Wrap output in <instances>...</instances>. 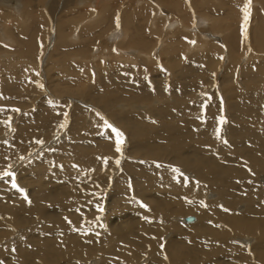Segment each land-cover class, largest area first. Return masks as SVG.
Wrapping results in <instances>:
<instances>
[{"label": "rangeland", "instance_id": "rangeland-1", "mask_svg": "<svg viewBox=\"0 0 264 264\" xmlns=\"http://www.w3.org/2000/svg\"><path fill=\"white\" fill-rule=\"evenodd\" d=\"M5 1L10 4V0ZM93 1L94 0H92V2ZM218 1L219 0H204L202 3L203 8L199 9L191 3V0H188V4L184 7L185 13H180L186 14L187 18L184 19L185 23L180 25H171L170 22L175 16H177L175 11L172 8L163 7V4H159L162 8H160L159 11V23L158 25L157 23L155 24V30L157 31L154 30V27L153 32H143V36L149 38L151 44L154 42L155 45L156 42V45L153 46L155 48L154 52L150 51L152 47H150L151 49L149 50H145L147 57L144 56L143 52L135 54V49L129 47L130 44L128 40L131 35H133V31L130 28L126 29V33L129 35L124 41L119 40L116 45L113 44L114 42L108 43L109 40L107 38H116L117 36H115L114 33H121L120 29H122L121 27L123 26L120 25V27L118 24L117 27H119V29H115L109 36H107L114 25L116 26L117 22L111 27V29H109V27L105 28L97 20L90 25H87L84 21H80L77 24V28H74L75 24L80 19L88 18V22L92 21V13L94 10L90 7H88L87 10H83V5L79 4L82 5L79 6L78 3L75 4L81 7L80 9L83 10L82 12L77 13L78 11L75 9L78 8V6L74 7V3L73 10H71V8L70 10L69 8L64 10V8L62 9L61 7L64 4V0H54L53 2L55 3L52 2L55 7L52 6L53 11L50 17L52 19L53 15H56L60 20L72 17L73 15L74 22L73 27H71L73 28V33H70L71 28H68L64 34L65 40L75 34L76 36L73 38V42H69V44L56 43L55 47L50 51L51 48H49V46L51 42H49V40L51 41L52 26L44 27L42 24L41 26L38 25L35 42L38 48L37 52L34 54L31 53V56H26L27 59L21 62L16 46H12L11 43H5V40L0 38V56H2L0 57V84L13 81L18 84L15 94L10 99H7V106L9 107L7 114L11 117V127L7 126L8 128L6 130L0 132V138L2 137L6 139L8 136L9 138L6 140L12 138L22 119L26 114L33 113L34 110L41 112L40 109L49 110L50 108H54L58 114L57 124L52 128L46 129L42 136L39 137L40 141H43V143L33 144V148L30 152L14 160L12 163L7 162L4 169L0 171L3 172L8 170L14 172L15 181L19 184L20 188L23 189L25 187L23 189L24 192L17 191L15 194H10L6 190L4 191V189L13 188L11 186L12 178L7 177L8 184L5 185V182L0 181V187L3 189L2 193L5 194L7 198H9L8 195L11 197L20 195V199H22L21 201L28 204L30 203L28 193L31 192V194L34 195V193H32L33 189L40 191L42 189L47 190L48 188H57L58 191L54 190V192H62V198H65L66 191L64 190V182L66 178H63L60 175V172H62L64 176L73 173L67 190L72 192L73 190L77 191L79 196L76 200L79 207L78 205H74V207L79 208L83 213H70L69 211H64L63 207H60V215L56 218L54 216L48 218V224H50L49 227H46V225L43 224V219L37 218L36 216L31 219L30 224L18 227L17 230L15 228L16 231L13 234L2 239L0 241V250L12 248L18 243V241L24 242V238L27 236L30 237L31 241L29 240V242L33 243L35 242L34 240L37 241L39 239L40 241L47 237L43 233L48 235L50 233H60L64 235L68 224H73V234L75 237H78L77 241L89 245L91 250H98L99 248L96 249L94 247V242L97 241V238L93 231L99 228V226H96L95 229L93 228L94 230H88V225H86L88 224L87 217H85L91 212L89 211V202L92 198L94 202H97L96 204H91L92 212L96 209V213L98 214L96 221L93 222L98 225L102 223V221H100L101 218L106 226L108 222L112 220L116 223V219L122 215L124 217L122 216L120 218H122L123 221L126 220L128 224L134 220L138 221L137 224H139L141 220L145 222V219L150 216L147 211L152 215L154 212L155 217L165 222L162 228L163 236L161 239H149L151 242H156V245L154 247L144 245L152 256L156 258L160 255L161 258L155 261L147 256L145 258L139 257V261L137 260L138 264H177L176 262H173V260H184L181 256V258H179V256L176 257L169 253L166 251V248H170L172 245L180 246L179 250L181 253L182 245L185 247L184 250H186V247L190 245L189 238L195 235L194 230H198L201 227L204 214L206 215V222L213 223L214 220L207 203H214L223 211L230 210L241 217L246 216L248 206L245 201L241 200V196L246 192L243 185H245V183L252 184L254 187L251 192L255 194L261 193L262 190H264V179H260L261 177L264 178L263 172L255 171L250 165H248V170L237 174H233L224 169L217 171L213 167L212 162H209L202 168L201 163L199 164V162H197V166L194 170L186 171L180 166L174 165L171 161L172 157L168 153H160L156 158L146 156L140 161L138 156H132L130 154V152H137L136 144L131 138V131L128 123L126 124L124 120H122V118L130 119L132 121L137 120L138 124L142 123V125L147 126L146 136L151 139L145 149L147 152H153L162 146V141L157 138V136L162 135L164 129L172 128L180 120L184 118L191 119L193 115H197L199 118L195 119L194 124L199 129L203 130L206 128L208 120H215L219 117L218 114L220 113V110L222 111L223 105L219 104V98H216L214 87L219 94L234 89L238 84L241 88H245L246 86V89H244L241 94L246 97L250 92L247 80L252 74L257 75L254 83L257 86H262V82L264 81V69H261V66L264 67V47L260 46L259 41L255 38V30L257 28L264 29L263 1L251 0L249 6L245 0H230L227 6L221 8L217 7ZM14 2L15 1L13 0V3ZM38 2V8H40L41 5H44V8L42 9H45L47 7L46 3H48L49 0H38ZM131 2L133 3V0H131ZM60 3H62V5H60ZM127 3H129V1ZM21 4L23 5V8L19 7L20 10L25 8L22 1ZM136 4L138 5V3ZM68 5L72 7V1H69ZM56 7H58V9ZM141 7L142 6H135L136 9H141ZM216 7L218 9H216ZM3 8L4 7L0 5V9ZM57 10L62 11L59 13L60 11L57 12ZM143 11L139 10L138 13H142ZM70 13L73 14L71 15ZM190 14L192 16L189 18L188 15ZM246 15L248 16L247 20H245ZM116 17L118 19V16ZM200 17L207 20L208 23L206 24L204 22V24H202L199 19ZM10 18L11 17H7L5 19ZM165 18H168L169 20L163 24V19ZM5 19H0V28ZM27 21L28 20H26L25 23ZM142 25L144 24L138 23L136 26L141 27ZM161 25H163L162 28ZM18 27H20V25H18ZM22 28L27 30L33 28V25L28 21L22 26ZM144 30L146 31L145 28ZM164 30H166L169 35L163 38L165 40L164 44L167 46H163V49H161L162 47L159 48L157 42L165 34ZM10 32H12L9 33L10 36H12L11 39H13L17 45V40L14 36H17L16 34L19 32V29L15 32L13 29ZM175 32H181L188 36H202L205 42L204 49L188 50V48H190V46H186L188 40L184 44L179 43L180 38L184 36ZM222 33L224 35L223 42L219 38H205L204 36L205 34H211L213 37H221ZM238 33L241 34V37L238 36ZM137 36L140 37L139 34H137ZM143 36L141 37L143 38ZM174 47H177L178 51L173 53L172 51ZM181 48H183V50ZM48 51L51 53L49 54V59L46 60L45 58L48 57ZM117 51L122 55L117 56ZM60 55L67 57L66 64L60 62L62 59H60ZM123 57L125 58V61L122 60ZM182 57L184 60H181ZM170 59H175L177 63L180 62L181 64L187 62L192 63L191 65H183L191 68L187 70L185 74H182V67L180 68L179 65L178 67L177 65L175 66ZM208 60H212L213 65H208ZM202 64H205L203 69H201ZM28 69L33 72H27ZM70 69L72 70L69 71ZM130 70H134V72H129ZM125 72H129V75L127 76V73L125 74ZM237 73H241L242 77L238 75L235 76ZM139 78L142 88L137 84ZM125 87L130 88L134 93H142L144 99L141 101V98L134 99L129 96L127 97L126 95H130L131 92L129 91V93L128 91L123 90ZM105 89L113 96L114 102H112L109 107H105L106 109L101 103H99V96L105 92ZM255 91L259 92V87H256ZM207 92L211 93L214 102H212L210 98L206 100L205 94ZM18 94L21 96V99L17 97ZM87 95L90 97L88 98ZM115 100L117 101L115 102ZM205 100L207 101L206 104L204 102ZM216 101L219 105L215 110ZM126 106L137 108L142 107V110L129 109L128 111H125ZM163 108L166 110H172L173 115L171 117H163L160 115L159 111ZM12 109H19V111H12ZM76 109H84L89 113L84 115L85 120L80 125L79 136L76 139H74V134L77 132L78 127L73 123L72 150L71 144L66 145V143L70 140L72 135L69 133L71 123L74 121V116L72 118L71 111L73 110L74 115ZM262 111H264L263 107ZM253 112L255 114L261 113L256 108H253ZM175 114L182 115L183 117L181 119H176L174 116ZM93 117L96 118V120L90 121L89 118ZM7 118L8 117H6V119ZM105 121L123 133L124 142L121 145V151L119 152L117 151L116 135L112 132L111 128L107 127ZM241 126L243 125L241 124ZM90 128H96V130L102 128L105 130V133H95L93 131L90 135L88 134V129ZM221 131L223 132L222 143L228 144H225L226 146L223 149L224 158L226 160H232L234 166L240 165L243 161V157H241V155L234 149L233 145L240 143L239 138L244 137V132H247L248 130H238L233 134H225L224 129H221ZM83 142H86V144L88 143L87 146L89 152L86 149H78L76 155L78 161L75 160L78 163H75V165V161L66 159L64 155H74L75 147ZM91 142L92 144H105V146H108L109 148L108 157L110 159L107 163H104L102 170H99L95 166L100 160L93 155V150L91 151V147L89 146ZM59 146L61 147V155L56 151ZM65 148L67 151H65ZM80 158H83L85 163H82ZM201 159L203 160V156H201L200 160ZM117 161H119L118 164ZM138 162V165L130 166L131 164H137ZM116 164L119 168L118 174H120V177L124 173V165L127 164V170H130V167H134L136 173L139 175V179L141 175V188L136 187L135 185L128 186L129 188L131 187L132 198L129 201L133 204L132 208H129L128 205L124 207L125 210L113 212V214L110 213L107 208L100 212V208L104 209V207H108L109 202L113 203V200L115 199L117 201L121 200L120 202L118 201L115 203H119V205L124 204V202H129L126 201L124 197L114 198L112 196V189L114 187L112 185L115 184L118 175L110 176V174L116 167ZM27 167H30V169H26ZM170 171L177 174L179 178L177 179L176 176L172 175V179H167L166 176ZM157 179L158 183H155ZM93 181L97 183L95 184L97 188H95V186L93 187ZM85 182L87 184H85ZM184 184H186L188 190H191L190 193L182 192L180 189L175 188L177 185ZM209 184H220L232 188L233 195L229 199L230 206L226 204L225 198L219 199L217 196L222 193V189L215 187L212 193L204 191L205 186ZM99 186L104 187L100 188ZM197 188L202 190L203 194L200 197H194L197 193ZM24 195L27 196V199H25ZM39 195L41 196V194ZM71 198H73V196H71ZM136 199L140 200V202H137ZM6 201L7 200L5 199H0V203ZM83 201L84 204H82ZM191 201L197 203L193 209H191ZM165 202H169L170 204L168 205ZM142 205H146L147 207L141 208ZM46 207L50 210V207ZM183 207H187V210ZM69 208H71L70 205ZM111 208L112 210H116L118 206L112 205ZM253 208L257 211L264 212V203L258 201L253 205ZM144 209L147 210L144 211ZM169 209H173L174 212L167 211ZM160 210L164 211L161 212ZM130 215L132 218L129 217ZM190 215H198L201 218L200 223L198 225H194L196 223L182 224L180 219ZM109 216L113 217L109 218ZM193 217L195 218V216ZM171 221H173V224ZM102 227L104 228L103 224L101 225V228ZM134 230L135 234H137L140 233L139 230L141 229ZM123 232L126 233L124 230ZM141 233L144 234L142 231ZM165 234L167 237L164 236ZM233 234L234 233L226 234L222 238V244H215L202 252L190 253L189 255L193 258L206 255V258H202L200 262L193 259L192 264H219V262L223 263L229 262V260H238V252L235 251L236 248L232 241ZM41 236H43V238ZM89 238H91V241H89ZM250 239H252L255 244L250 247L241 248L240 250L244 252L253 264H263V262H258L256 257L257 236L250 233L245 240ZM200 246L201 245L198 247ZM164 251H166L171 257H169ZM103 253L107 254V251L104 250ZM93 254L97 257L94 260L92 258ZM1 255H5L4 258H7L10 254L7 255L6 253H1ZM3 256L0 259H3ZM214 256H217L219 259L215 261ZM12 257L14 256H10V259L7 260L13 263ZM100 257L101 254L93 252L89 258H82L80 263L77 264H106L107 262L104 259L100 260ZM107 260L110 262H108L109 264H120L112 257H108ZM113 261L116 262L113 263Z\"/></svg>", "mask_w": 264, "mask_h": 264}, {"label": "bare ground", "instance_id": "bare-ground-1", "mask_svg": "<svg viewBox=\"0 0 264 264\" xmlns=\"http://www.w3.org/2000/svg\"><path fill=\"white\" fill-rule=\"evenodd\" d=\"M14 1L15 2L13 3V0H10V4H9L5 0H0V5L4 7L3 9H0V19L11 17L10 19H5L3 23L1 24L0 38L4 39L5 43H11L12 46L14 47L16 46L17 51H18V56L21 58L20 59L21 62L27 59L26 56H31L32 54L37 52L38 48L35 42H36V33H37L38 25L41 26L42 24V26L44 27L52 26V32H51V38H50L51 41L49 40V42H51L49 46V48H51L50 51H52V48L55 47L56 43H66V44L68 43L69 44V42H73V38H75L76 36L75 34H73L69 38H66V40L64 37V34L67 31V29L73 27V22H74L73 15H72L73 13L72 14L70 13L72 17H68L65 19L59 20V17L57 18L56 15L55 16L53 15L51 19L50 15L52 14V11H53L52 6H54L53 5V3H55L53 2L54 0L53 1L49 0V2L46 3L47 7L45 9H42L44 8L43 7L44 5H41L40 8H38L39 6L38 0H14ZM21 1L24 3L25 8L20 10L19 7L23 8ZM69 1H72V7L68 5ZM128 1L129 3H127ZM262 1H263L262 3L264 4V0ZM203 2L204 0H191V3H193L199 9L203 8L202 6ZM229 2L230 0H219L217 7H220V8L225 7L229 4ZM32 3H36V4H32ZM73 3L75 5L74 7L78 6L79 4H82L83 6L82 5H79V6H82L83 10H87L88 7L94 10L92 13V18H93L92 21L88 22V18L80 19L75 24L74 28H77V24L80 21H84L87 25H90L92 24V22L95 23L97 20L98 22L102 24V26H104L105 28L109 27V29H111V27L117 22L116 26L114 25L111 31L109 30L110 32L107 34V36H109L110 33L114 31L115 29H119V27H117L118 24L119 26L122 25L124 28L120 26L122 28L120 29L121 33L119 34L114 33V35L117 37L116 38L109 37L107 38L109 42L108 41L107 42L108 43L114 42L113 44L116 45L119 40L124 41L125 38L129 35V34L127 35L126 29L130 28L133 31V35H131L130 38L128 37L129 38L128 41L130 44L129 47H133L135 49V52L133 49V52L135 54L143 52L144 56H146L145 50L151 49L150 47H152V49L150 50L151 52L155 51V48L153 46L156 45V42H155V45H154V42L153 44H151V40L143 36V32H151V31L153 32V28L155 27V24L157 23L158 25L159 17H160L159 11H160V8H162L159 6V4H163V7H169L175 11V14L177 16H175L173 20L171 19L172 21L170 22V24L180 25V24L185 23L184 19L187 18L186 14H180V13H185L184 7L188 4V0H133V3L131 2V0H94L93 2L92 0H74V1L64 0V4L61 7L62 9L64 8V10H66V8H69V10L71 8V10H73ZM75 3H78V5ZM136 3H138V5ZM60 5H62V3H60ZM79 6L78 8L75 9L78 11L77 13L83 11L80 9L81 7ZM135 6H142V7L141 9H136ZM58 7L56 8L58 9ZM217 7L216 9H218ZM139 10H142L143 12L138 13ZM61 11L62 10H57V12L59 13H61ZM116 16H118V19ZM191 16H192L191 14L188 15L189 18ZM199 19L202 24H204V22L206 24L208 23L207 20H204L201 17ZM26 20L32 23L33 28H29L27 30L22 28V26L28 22L27 21L25 23ZM167 20L169 19L168 18L163 19V24L166 23ZM138 23H143L144 24L142 25L143 27L136 26ZM18 25H20V27H18ZM162 26L163 25H161V28ZM144 28L146 29V31L144 30ZM13 29H14V32L19 29V32L16 34L17 36H14L16 37L17 45L15 44L14 40L11 39L12 36H10L9 34V33H12L10 31H12ZM155 29L156 27L154 28V30ZM164 31H165V34L157 42L159 48L162 47L161 49H163V46L165 47L167 46L164 44L165 40L163 38L169 35L167 34L166 30ZM70 33H73V28H71ZM175 33H180L181 35L184 36L180 38L179 43L184 44L188 40L187 45H186L187 47L190 46L188 50L204 49L205 42L202 36H199V35L188 36L181 32H175ZM137 34H139L140 37L137 36ZM141 36H143V38ZM204 36L205 38H219L222 40V42L224 39L223 33L221 34V37H218V36L213 37L211 34H205ZM238 36L241 37V34L238 33ZM255 38L259 41L260 46L264 47V29L263 28H257L255 30ZM233 44H234V41H233ZM181 49L183 50V48ZM119 51H117L118 52L116 54L117 56L122 55ZM176 51H178V49L177 47H174L172 52L174 53ZM50 53L48 51V57L45 58L46 60L49 59ZM162 53H163V50H162ZM59 57L60 59L62 58L60 62L61 63L64 62V64H66L67 57L64 55H60ZM123 58L122 60L125 61V58L124 59ZM181 60H184V58L182 57ZM170 61H172L175 64V66L177 65L178 67L179 65L180 68L182 67L181 68L182 74H185V72H187V70L191 68V67H186L183 65L192 64L188 62H187L188 64L187 63L181 64L180 62L177 63L175 59H170ZM207 64L213 65V61L208 60ZM204 65L205 64H202L201 69H203ZM261 69H264V67L261 66ZM71 70L72 69H70L69 71ZM27 72H33V71L28 69ZM129 72H134V70H130ZM129 72H125V74L127 73V76H128ZM237 75L242 77L241 73H237L235 76ZM256 77H257L256 74H252L248 77L247 84L250 87V92L248 93L246 97L241 95L242 91L246 89V86L245 88H241L238 84L237 86H235L234 89H230L226 93H219V94L214 87L216 98L217 97L219 98V104L224 106V107L222 106V111L220 110V113L218 114L219 117L215 120H208L206 128L203 130L199 129L194 124L195 119L199 118V116L197 115H193L191 119L184 118L180 120L172 128L164 129L162 131V135L157 136V138H159L162 141V146L153 152H147L145 149L148 143H150L149 141L151 139L150 137L146 136L147 126L142 125V123L138 124L137 120L132 121L130 119L122 118V120H124L126 124L128 123L129 129L131 131V138L136 144L137 152H133V153L130 152V154L132 156H138L139 160L142 161L146 156H149L151 158H156L159 156L160 153L162 154L168 153L172 157L171 158L172 163L174 165L180 166L186 171L194 170L197 166V162H199V164L201 163V168L206 166L209 162H212L213 167L217 171H221L222 169H224V170L230 171L233 174H237L242 171L248 170L249 169L248 165H250L252 169H254L255 171H261L264 173V111H262V107L264 109V81L262 82V86H257L254 83V80L256 79ZM137 84H139V87L142 88L140 78ZM256 87H259L260 89L259 92L255 91ZM16 88H18V84L15 81L10 82V83L3 82L0 84V108L5 109V111L0 112V121H4L6 120V117H9V115L7 114L9 111V107L7 106V99H10L15 94ZM79 89H82V88H79ZM123 90L131 92L130 95L128 94L126 95L127 97L129 96L130 98H134V99L141 98V101L144 99V95L142 93L141 94L138 92L134 93L132 92L130 88H127V87L123 88ZM205 96H206V100L210 98L212 102H214L213 98L211 97L210 92H207ZM17 97L21 99V96L19 94L17 95ZM89 97L90 96H88V98ZM99 97H100L99 103H101V105L104 108L109 107L111 103L113 102V96L110 95L109 91L108 90L106 91V89H105V92H103L101 96ZM206 100L204 101L205 104L207 102ZM116 101L117 100H115V102ZM217 101H216L215 110L217 106L219 105L217 104ZM253 108H256L261 113L255 114L253 112ZM129 109L142 110V107L137 108V107L126 106L125 111H128ZM83 110L76 109L74 112V115H73V110L71 111L72 118L74 116V121H72L71 123V126L69 128V133H71L72 135L70 137V140L66 143V145L71 144L72 150H73V123L75 124V126L78 127L77 132H75L74 134V139H76L79 136L80 125L85 120L84 115L89 113L88 111L86 110L83 111ZM40 111L41 112H38V110L36 111L34 110L33 113L26 114V116L22 119L20 125L18 126L15 135L12 138L8 140L6 139L9 138V136L6 137V139L2 137L0 138L1 139L0 140L1 141L0 142V171L4 169L5 164H7V162L12 163L14 160L30 152L33 148L32 145L36 144L37 141H40L39 137L42 136L45 130L48 128H52L57 124L58 114L56 113V110L54 108H50L49 110L40 109ZM159 113L163 117H171L173 115L172 110H166L165 108L161 109ZM174 116L176 119H181L183 117L182 115H178V114H175ZM91 117H92V113H91ZM93 118H89V120L90 121L96 120V118L94 119ZM221 118H223V120L225 121L224 123H221ZM241 124L243 126H241ZM7 128L8 127L5 124L0 123V132L6 130ZM98 128H99V125H98ZM221 129H224L225 134H233L238 130H244V129L248 130L247 132H244V137L239 138L240 143L233 145L234 149L241 155V157H243V161L238 166H234L232 164V160H226L224 158L223 149L228 144L225 143L226 144L225 145L224 143H222L223 132L221 131ZM93 131L95 133H99V132L105 133V130L102 128L98 130H96V128H90L88 129V134L91 135ZM87 145L88 143L86 144V142L79 144L77 147H75L74 155L65 154L64 155L65 158L68 160L78 161V157L76 156L77 150L82 148V149H86L89 152ZM89 146L91 147V151L93 150V155L100 160V162L98 163L96 161L97 164L95 166L99 170H102L104 167L105 160H107L108 162L110 159L108 157V149H109L108 146H105V144H101V143L92 144V142L91 144H89ZM60 150H61V147L59 146L56 151L61 155ZM56 151H55V154H56ZM65 151H67L66 148H65ZM201 156H203V160L202 159L200 160ZM80 160L82 163H85L83 158H80ZM75 163H78V162L75 161L74 164ZM138 164L139 162L137 164H131L130 166L138 165ZM126 168H127V164L124 165V173L120 177V174H118L119 168H118V165L116 164V167L111 172L110 176H114V175H118V176H117V179L115 180V184L112 185L114 186L113 189L112 187L111 189L113 193L112 196L114 198L124 197L126 201H129L132 197H131V190H130L131 187L129 188L128 186L135 185L136 187L141 188L140 186L141 175L139 179V175L136 173V170L134 167H130V170L129 169L127 170ZM26 169H30V167H27ZM60 175L63 178H66L64 182V188H65L64 190L66 191V196H65L66 199L62 198V192H54V190L58 191L57 188L56 189L48 188L47 190L42 189L40 191L33 189L32 193H34V195H32L31 192L28 193L29 194L28 198L30 199L29 200L30 203L27 204L26 202L21 201L22 199H20L21 197L20 195H16V196L14 195L15 197H11L8 195L9 198H7L6 195L2 193L3 189L0 187V199L7 200L6 202H4L5 204L2 202L0 203V224H1L0 225V241L6 238L7 236H10L11 234H13L17 230L18 227H21L26 224H30L31 219H33L36 216L37 218L43 219V224L46 225V227L47 226L49 227L50 224H48V221H49L48 218H50L51 216H54L56 218L58 215H60L59 214L61 212L60 207H63L64 211H67V212L69 211L70 213H75V212L82 213V210L74 207V205H78V202L76 199L78 198L79 195L77 194V191L73 190L72 192L70 190H67L68 186L70 185V180L73 176V173L69 174L68 176H64L62 172H60ZM172 175L176 176L177 179L179 178L177 174L170 171L166 176L167 179L169 178L172 179L173 178ZM260 179H264V178L261 177ZM7 180H8L7 177L0 179L1 182H5L4 183L5 185L9 183ZM155 183H158V179L156 180ZM85 184L87 183L85 182ZM95 184L97 183L93 181V187L95 186ZM103 187H100V188H103ZM215 187L222 189V193L217 195L218 198L219 199L225 198L226 204L230 206L229 199L233 195L232 188L225 187L224 185H220V184H209L205 186L204 191L208 193H212ZM253 187L254 186L252 184L245 183V185H243V188L244 190H246V192L241 196V200L245 201L248 206L247 214L245 217H241L240 215L230 210L223 211L218 206H216L214 203H207V205L210 207V212L214 220L213 223H207L206 215L204 214L203 221L201 222V227L198 230H194L195 235L189 238L190 245L186 247L187 248L186 250H184L185 247L182 245H181V253L179 250L180 246L172 245L170 248L169 247L166 248V251H168L169 253L173 254L176 257L179 256V258L182 257L184 259V260L176 259V260H173V262H176L177 264H192L193 259H195L197 262H200L202 258H206V255H203L202 257L193 258L189 254L193 252H202L212 247L215 244H222L221 243L222 238L226 234L234 233L232 237V241L236 248L235 251L238 252L239 259L229 260V262H223V263L219 262V264H251L252 262L250 261V259L240 249L250 247L251 245L255 244L252 239L245 240V238L250 233H253L257 236V240H256L257 260L258 262H263L264 264V212L257 211L256 209L253 208V205L257 203L258 201H261L264 203V190H262V192L259 194H255L251 192ZM95 188H97V186H95ZM175 188L180 189L182 192H189V193L191 192V190H188L186 188V184L177 185ZM5 190L9 192L10 194L12 193L15 194L18 191L16 188L4 189V191ZM39 194H41V196ZM202 194H203L202 190H200V188H197V193L195 194L194 197H200L202 196ZM71 196H73V198H71ZM90 200L91 201L89 202L90 203L89 211L91 212H89V214L85 216L87 217V223H88L86 225H88L87 226L88 230L89 229L94 230L96 226H99V228L93 231V233L95 234V237L97 238V241L94 242V247L96 249L99 248L98 250H95V249L91 250V247L89 245L77 241L78 237H75V235L73 234V229H72L73 224H70V225L66 224L68 227L66 228V231H65L66 233L64 235L60 233H55V234L50 233L48 235L42 232L47 237L43 238V236H41L43 239L40 241L39 239L37 241L34 240L36 243L35 242L30 243L29 242L30 237L25 236L26 238L23 237L25 239L24 242L18 241V243L14 247L10 249L7 248V249L0 250V258H2L3 256L1 255V253L3 254L6 253L7 255L10 254L8 255L7 258L6 257L4 258L5 256L4 255L3 259H0V264H62L64 262H65L64 264H77V263H80L82 258H86V259L89 258V256L93 252L101 254L100 260L104 259L107 262L106 264L110 263L107 260L108 257L114 258L120 264H138L139 257L145 258L147 256L155 261L161 258L160 255L156 258L152 256L149 250L144 246V245H150L151 247H154L156 245V242H151L149 239L156 238L160 240L161 237L163 236L162 228L165 222L155 217L154 212L152 215L149 211H147L150 214L149 216L150 218L147 217L148 219L146 218L145 222L141 220L140 218L141 222H139V224H137L138 221H135V220L131 221V223L129 222L130 224H128L126 220L123 221L122 218H120L123 216L122 215L116 219V223H114V220H112L108 222L106 226L101 218L100 221H102V223L98 225L93 222V221H96V217L98 216V214L96 213V209H94L93 210L94 212H92V205H91L94 203L96 204L97 202L96 201L94 202L93 198ZM118 201L115 199L113 200V203L109 202L108 204L109 208L106 206L104 207V210L105 208H107V210L113 214V212L125 210L124 207L128 205H129L128 206L129 208H132V205H133L132 202L130 201L127 203L124 202V204H121V205H119V203L115 204ZM136 201L140 202V200L138 199H136ZM165 203H167L168 205L170 204L169 202H165ZM82 204H84V201ZM69 205L71 208H69ZM112 205L118 206V208L116 210H112L111 208ZM196 205L197 203L195 201H191V209H193ZM46 206L50 207V210H48ZM183 208H186L187 210V207H183ZM145 210L147 209H144V211ZM160 211L163 212L164 210H160ZM167 211H170L172 213L174 212L173 209L172 210L169 209ZM193 216H195V218ZM112 217L113 216H109V218H112ZM129 217L132 218L131 215ZM187 217L193 218V222H190V223L185 222L184 220ZM187 217H183L180 219L182 224L196 223L194 225H198L201 221V218L198 215H190ZM171 222L173 224V221ZM117 223H120V224H117ZM102 224L104 228L103 227L101 228ZM139 228L141 229L139 230L140 233L142 231L144 234L142 233L135 234L134 229H139ZM123 230L126 233H124ZM164 236L167 237L166 234ZM89 241H91V238H89ZM199 245L201 246L198 247ZM104 250L107 251V254L103 253ZM166 251L164 252L166 253ZM12 255L14 256L12 257L13 263L7 260V259H10V256ZM95 256L96 255L93 254V257H92L93 260L97 258ZM168 256L171 257L170 255ZM218 259L219 258L217 256H214L215 261H217ZM116 261H113V263ZM111 262H112V259H111Z\"/></svg>", "mask_w": 264, "mask_h": 264}, {"label": "snow or ice", "instance_id": "snow-or-ice-1", "mask_svg": "<svg viewBox=\"0 0 264 264\" xmlns=\"http://www.w3.org/2000/svg\"><path fill=\"white\" fill-rule=\"evenodd\" d=\"M247 5L250 6L251 0H246ZM248 19V16H245V20ZM5 111V109L0 108V112ZM12 111H19V109H12ZM225 121L223 120V118H221V123H224ZM0 123L5 124L8 127H11V117H8L6 120L4 121H0ZM105 124L107 125V127L112 129V132L115 133L116 135V144H117V151H121V145L123 144V133H121L118 129H116L115 127H113L111 124H108L107 121H105ZM37 143H43V141H37ZM105 163H107V160H105ZM119 163V161H117V164ZM159 166V165H158ZM4 177H11V186L13 188H16L18 191L23 192L24 190L22 188H20L18 186V184L15 181V173L5 170L3 172H0V179H3ZM25 199H27V196H25ZM30 202V201H29ZM142 207H147L146 205H142ZM103 208H100V211H103ZM70 222V221H69Z\"/></svg>", "mask_w": 264, "mask_h": 264}, {"label": "water", "instance_id": "water-1", "mask_svg": "<svg viewBox=\"0 0 264 264\" xmlns=\"http://www.w3.org/2000/svg\"><path fill=\"white\" fill-rule=\"evenodd\" d=\"M185 222H187V223H190V222H193V218H185V220H184Z\"/></svg>", "mask_w": 264, "mask_h": 264}]
</instances>
